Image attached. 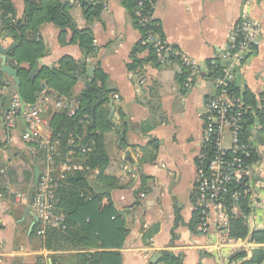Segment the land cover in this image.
Wrapping results in <instances>:
<instances>
[{
	"label": "crops",
	"instance_id": "obj_1",
	"mask_svg": "<svg viewBox=\"0 0 264 264\" xmlns=\"http://www.w3.org/2000/svg\"><path fill=\"white\" fill-rule=\"evenodd\" d=\"M5 1L13 4L17 20L24 18V0ZM59 1L69 7L71 26L58 28L45 23L39 28L35 38L42 49L32 68L26 63L18 65L11 53L6 64L17 71H28L29 79L41 69L59 70L64 59L73 64L84 63L86 68L102 74L96 84L94 75L93 79L76 77L70 99L79 104L80 96L93 91L88 99L92 121L96 111L99 121L105 113V120L111 125L103 136L108 157L104 175L112 179L114 187L97 181L95 170L87 175V181L93 192L109 196L121 217L123 213L127 234L120 250L122 264H149L150 258L162 251L182 254V264H248L257 249L262 250L264 257V242H252L249 247L225 245L206 252L202 249L204 234L199 222L194 231L190 228L197 205V156L202 151L207 100L213 93L209 62L223 53L244 7L261 23L262 44L237 73L234 89L249 96V102H244L253 123L244 140L262 171L257 181L259 193L264 196V144L256 115L264 108V0H156L151 14L156 34L196 64V76L192 80L186 76L182 81L184 68L180 64L160 65L148 49L140 46L141 33L133 25L123 0H91L92 4L101 5L98 17L91 22L86 20L77 0ZM74 30H89L91 55H84ZM35 38L26 35L27 41ZM13 44L16 43L7 37L0 22V46L8 48ZM135 60L139 63L130 70ZM142 78L145 83L140 84ZM89 80L94 89L84 95ZM44 83L41 81V86ZM185 83H190V88H184ZM13 87L10 77H0V170L5 171V177L0 175V264H66L64 255L73 252L47 251L39 243L41 236H31L38 225L31 205L34 172H41L44 163L42 158L26 153L21 141L26 130L22 116L13 130L6 127L5 116L11 97L16 94ZM49 91L52 96L45 98L41 113L45 133L51 132V122L62 111L55 107L56 93ZM98 93L106 100L92 112ZM114 95H118L120 104L113 101ZM15 194H22L25 199L15 204ZM107 199L102 200L101 207ZM256 214L263 225L254 231H264V203ZM248 232L251 233L249 228ZM248 237L233 240L251 242ZM54 255L62 257L55 259ZM260 264H264V258Z\"/></svg>",
	"mask_w": 264,
	"mask_h": 264
},
{
	"label": "built area",
	"instance_id": "obj_2",
	"mask_svg": "<svg viewBox=\"0 0 264 264\" xmlns=\"http://www.w3.org/2000/svg\"><path fill=\"white\" fill-rule=\"evenodd\" d=\"M155 1L147 0V3L153 8ZM141 6L142 1L138 2L139 9H136L135 14L143 23H147V19L140 13ZM143 44L153 50L160 65L178 63L188 70L189 80L196 76L195 62L157 34L148 33ZM261 44V23L251 17L244 7L229 33L223 53L218 59L213 58L209 62L213 93L206 104L202 151L197 156L195 179L196 213L204 234L202 249L206 252L225 245L249 247L252 244L248 239L234 241L229 237L230 221L233 219H242L251 232L263 225L256 214L264 203L257 181L262 171L253 159L249 144L241 140L240 131L246 106L234 89L237 73ZM142 83H145L143 78L140 80ZM184 88H190V83H185ZM49 95L51 93L47 87L42 86L36 102L25 105L24 113L21 114L19 97L13 94L5 116L8 130H13L17 119L23 117L26 130L21 135V141L26 153L42 158L44 163L31 203L38 220L37 236H42L45 228L64 229V217L55 213L56 191L67 174L83 169L72 150L76 147L72 138L67 141L71 149L63 159H59L60 139L54 137L52 132L45 133L42 130L41 113L43 103L47 100L45 98ZM112 99L120 104L118 95ZM55 107L64 111L68 117H73L79 111V104L65 97H57ZM226 132L229 133L227 144L224 143ZM209 147L211 150L207 157ZM80 152L84 153L85 150L80 149ZM0 175L5 177V171L0 170ZM24 199L22 194H15L14 203Z\"/></svg>",
	"mask_w": 264,
	"mask_h": 264
},
{
	"label": "trees",
	"instance_id": "obj_3",
	"mask_svg": "<svg viewBox=\"0 0 264 264\" xmlns=\"http://www.w3.org/2000/svg\"><path fill=\"white\" fill-rule=\"evenodd\" d=\"M91 0H77L86 20L91 22L97 18L101 10V5H95ZM142 1L140 13L147 19L143 23L141 18L135 14L138 8V2ZM25 14L24 18L17 20L14 6L11 2L0 0V22L3 31L16 44V48L11 51V58L19 65L26 63L30 68L33 67L35 60L40 55L42 45L36 41V34L39 28L45 23H51L58 28L66 25L71 26V20L67 14L68 6L59 0H24ZM123 5L130 10V16L133 25L141 33L140 46L150 51L151 57L156 59L153 50L143 44L148 33L156 34L155 21L151 19L152 8L147 0H123ZM75 31V30H74ZM31 34L35 39L26 40V35ZM79 47L84 55H91L90 33L89 30L77 32ZM138 61L135 60L130 66L134 70ZM59 70L41 69L38 75L29 79V72L24 69L18 70V77L21 81L20 97L25 105H31L42 89V86L56 93L57 97L70 99L71 88L74 85L76 77H89L86 74V65L73 64L69 59L61 61ZM95 72V71H93ZM94 75V84L98 78L102 77L100 71ZM188 76V70L183 71L180 81ZM41 81L44 85L41 86ZM243 101L249 102L247 93L238 94ZM93 91L79 98V111L73 116L68 117L64 111L58 113L51 122V132L54 137L61 141L59 147V159H63L71 147L67 144L68 139L72 138L76 147L72 148L75 157L82 166V170L67 174L65 179L60 183L56 191L55 213L64 217V229L46 228L41 237L40 245L47 251L54 253L59 251H70L73 253L64 255L66 264H122V255L120 250L124 244L127 230L124 226L123 218L113 208L106 193H95L91 189L87 175L91 171H97V181L107 187H114L112 179L104 175L105 168L108 164V157L104 150L103 136L111 125L105 120V113L99 121L100 114L94 112L93 121L91 114L86 110L88 99L92 96ZM245 103V102H244ZM259 120V134L261 142L264 144V108L256 111ZM85 116V117H84ZM253 120L249 114L244 115L241 125V140L245 142L244 136L249 134V127ZM80 149L85 152L81 153ZM252 151L253 159L255 156ZM107 199V204L101 207V202ZM196 212V211H195ZM197 213L193 214L190 222L191 231H194L198 224ZM38 225L35 227L32 235L36 234ZM253 243L264 242V231L248 232V227L242 219H233L230 221L229 237L236 240L246 238ZM158 264H182L183 255L174 254L170 251H162ZM248 264H260L263 261L262 250L257 249L252 253ZM55 259L62 256L54 255ZM54 258V257H52Z\"/></svg>",
	"mask_w": 264,
	"mask_h": 264
},
{
	"label": "water",
	"instance_id": "obj_4",
	"mask_svg": "<svg viewBox=\"0 0 264 264\" xmlns=\"http://www.w3.org/2000/svg\"><path fill=\"white\" fill-rule=\"evenodd\" d=\"M16 47V44H13L11 45L10 47L8 48H4V47H1L0 46V77L2 75H6L8 77H10L14 83V91L16 93V95L19 97V100H20V103H21V114L24 113V108H25V104L23 103L21 97H20V85H21V81L18 77V71L17 69H14L12 67H10L9 65L6 64V61H7V55L11 53V51ZM86 74L87 76H89L90 79H93V68L92 67H87L86 68ZM91 83L92 81L89 80L87 82V84L85 85V90H84V95H86V93L89 91V90H92L94 89L92 86H91ZM106 99L103 98L101 96V93H98L97 94V101L96 103L91 107V111L93 112L95 110V108L101 104V102H104ZM90 107H89V104L86 105V110H89ZM110 109L111 111L113 110V106L112 104H110ZM210 147L208 148V152H207V157L209 156V153H210ZM39 175H40V171L38 169H35V172H34V181H33V187H32V190L31 192L33 193L34 190H35V187H36V184H37V181H38V178H39ZM123 217V213H120ZM237 255V254H236ZM236 255H233L232 257L236 256ZM228 258L227 259V262H229L231 260V258ZM161 258V254L160 253H156L154 254L150 260H149V264H157L158 261L160 260Z\"/></svg>",
	"mask_w": 264,
	"mask_h": 264
},
{
	"label": "rangeland",
	"instance_id": "obj_5",
	"mask_svg": "<svg viewBox=\"0 0 264 264\" xmlns=\"http://www.w3.org/2000/svg\"><path fill=\"white\" fill-rule=\"evenodd\" d=\"M227 132L224 134V143L227 144Z\"/></svg>",
	"mask_w": 264,
	"mask_h": 264
}]
</instances>
